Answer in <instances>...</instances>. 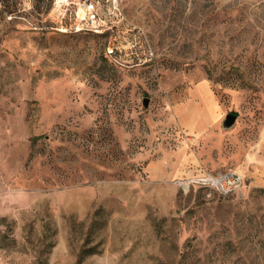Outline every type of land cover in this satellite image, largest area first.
Returning a JSON list of instances; mask_svg holds the SVG:
<instances>
[{
  "label": "rangeland",
  "instance_id": "1",
  "mask_svg": "<svg viewBox=\"0 0 264 264\" xmlns=\"http://www.w3.org/2000/svg\"><path fill=\"white\" fill-rule=\"evenodd\" d=\"M119 2L0 0V264H264V0Z\"/></svg>",
  "mask_w": 264,
  "mask_h": 264
},
{
  "label": "built area",
  "instance_id": "2",
  "mask_svg": "<svg viewBox=\"0 0 264 264\" xmlns=\"http://www.w3.org/2000/svg\"><path fill=\"white\" fill-rule=\"evenodd\" d=\"M62 8L75 5L76 17L81 23H86L92 29H98L107 18L119 11V0H56ZM200 187L213 188L220 194H229L241 190L246 180L238 172H226L220 175L203 174L190 181Z\"/></svg>",
  "mask_w": 264,
  "mask_h": 264
},
{
  "label": "trees",
  "instance_id": "3",
  "mask_svg": "<svg viewBox=\"0 0 264 264\" xmlns=\"http://www.w3.org/2000/svg\"><path fill=\"white\" fill-rule=\"evenodd\" d=\"M5 222H6V219L0 217V225H5ZM98 247H99V245H95V246L88 247V244H86L82 248V250H81V252L79 254V262L78 263L83 262L86 258H88L90 256H93L95 254H98L99 253Z\"/></svg>",
  "mask_w": 264,
  "mask_h": 264
},
{
  "label": "water",
  "instance_id": "4",
  "mask_svg": "<svg viewBox=\"0 0 264 264\" xmlns=\"http://www.w3.org/2000/svg\"><path fill=\"white\" fill-rule=\"evenodd\" d=\"M148 104H149V100L145 99L143 102L144 107L148 108ZM237 119H238L237 115L232 113L228 114L225 117V120L223 121V128L226 130L233 128L236 125Z\"/></svg>",
  "mask_w": 264,
  "mask_h": 264
}]
</instances>
